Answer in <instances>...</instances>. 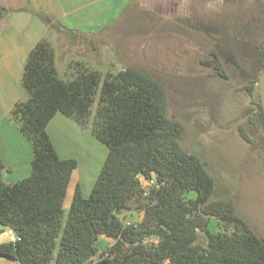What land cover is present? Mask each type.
<instances>
[{
  "label": "trees",
  "instance_id": "16d2710c",
  "mask_svg": "<svg viewBox=\"0 0 264 264\" xmlns=\"http://www.w3.org/2000/svg\"><path fill=\"white\" fill-rule=\"evenodd\" d=\"M5 12L0 7V19ZM257 48L264 59V41ZM212 55L203 63L226 77L220 57ZM74 67L73 78H60L54 48L45 38L27 54L22 86L28 97L14 103L10 116L31 143V172L4 183L0 158V225L16 235L0 243V258L21 264H87L98 254L91 264H264V241L235 212L233 200L211 199L215 181L205 161L181 146L183 126L167 115L162 83L131 67L108 71L102 81L91 130L107 155L87 197L76 184L63 221V201L77 161L59 157L47 125L62 113L87 126L101 81L100 72L85 62ZM247 87L253 96L255 87ZM252 100L264 123L259 95ZM141 175L152 181L147 191ZM191 192L194 196L186 197ZM132 204L144 216L126 224L119 214ZM212 217L232 225V233L210 232ZM198 230L205 234L204 245L195 244ZM100 235L112 243L99 252L95 242Z\"/></svg>",
  "mask_w": 264,
  "mask_h": 264
},
{
  "label": "rangeland",
  "instance_id": "374dc122",
  "mask_svg": "<svg viewBox=\"0 0 264 264\" xmlns=\"http://www.w3.org/2000/svg\"><path fill=\"white\" fill-rule=\"evenodd\" d=\"M5 2L7 6L26 7L22 26L52 44L60 78H73L77 61L101 74L87 126L80 127L62 113H57L47 126L59 157L77 161L63 201V221L76 184L82 196L87 197L107 155V147L91 130L102 81L108 71L131 67L147 71L164 86L167 115L183 126L181 146L205 161L215 181L211 199L233 200L235 212L264 241V123L252 100L259 95L256 80L264 61L257 48L264 41V0ZM7 12L0 19V33L11 28L12 12ZM33 16H46L45 27H40ZM4 22L8 24L6 28L1 25ZM212 52L220 57L226 77L203 63L212 58ZM24 65L25 62L20 82L15 85L16 101L28 97L22 86ZM250 85L255 87L253 96L247 89ZM6 106V102L0 104V135L6 138L1 177L4 183H14L30 175L32 146L11 118L12 106L8 110ZM139 180L147 191L152 181L142 175ZM193 193L186 197L192 198ZM119 216L126 224L138 222L144 211L132 204ZM207 228L214 233L233 231L232 225H223L213 217ZM59 241L60 235L55 253ZM205 242L204 232L198 230L195 244ZM110 243L111 238L100 235L95 245L100 252ZM97 259L98 254L87 264Z\"/></svg>",
  "mask_w": 264,
  "mask_h": 264
},
{
  "label": "crops",
  "instance_id": "0c3cea01",
  "mask_svg": "<svg viewBox=\"0 0 264 264\" xmlns=\"http://www.w3.org/2000/svg\"><path fill=\"white\" fill-rule=\"evenodd\" d=\"M0 7L8 11L6 14L12 12L11 14L12 19L9 22L11 23V28L7 29L6 27L8 26V24L4 22L1 25H3L6 28V30L3 33H0V104L6 102L7 104L6 110H8L17 99L16 98L17 92L15 85L16 82H18V84L20 82L21 69L24 62L26 61L27 54L31 49V47L39 40L38 39L39 37L33 32H31V30L29 29H28L29 31L27 32V30H25L24 27L22 26L21 20L26 18V16H23L26 7L21 5L7 6L5 0H0ZM13 11H18V12L15 13ZM45 17L46 16H43L44 18L43 19L38 16L37 17L33 16V18H37L36 20L40 25V27L42 26L45 27L44 26V24L46 23ZM47 22H50V19H48ZM89 34H92V32H89ZM56 114L53 116V118L56 116ZM52 119L49 121L48 125L50 124ZM47 133L51 139V142L57 154L59 155L58 150L53 143V139L50 132L47 131ZM4 138H5L4 135H0L1 160H2L1 153L4 150V146H5L3 140L6 139ZM64 158H72V157H64ZM15 238L16 235L11 228L2 225L0 226V243L14 241ZM8 261L14 262L15 264H21L20 262L14 260H8ZM0 263L7 264L6 262H3L1 260Z\"/></svg>",
  "mask_w": 264,
  "mask_h": 264
},
{
  "label": "water",
  "instance_id": "95a60500",
  "mask_svg": "<svg viewBox=\"0 0 264 264\" xmlns=\"http://www.w3.org/2000/svg\"><path fill=\"white\" fill-rule=\"evenodd\" d=\"M258 87H259V101L262 106V111L264 113V69L259 75L258 81H257Z\"/></svg>",
  "mask_w": 264,
  "mask_h": 264
}]
</instances>
